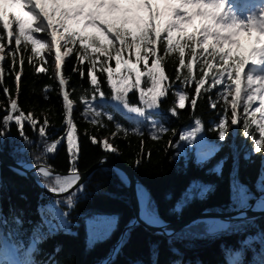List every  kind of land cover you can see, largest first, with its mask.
I'll use <instances>...</instances> for the list:
<instances>
[{
	"label": "trees",
	"instance_id": "16d2710c",
	"mask_svg": "<svg viewBox=\"0 0 264 264\" xmlns=\"http://www.w3.org/2000/svg\"><path fill=\"white\" fill-rule=\"evenodd\" d=\"M35 26L32 24L33 28ZM86 31L102 35L97 30ZM33 34L38 38L45 33ZM0 43L7 45L5 54L15 47L14 40L7 38ZM30 47L27 53H18V57L31 55ZM124 55L127 57V53ZM41 57L45 63L37 66L46 70L40 73H36L25 58L19 94L15 92L13 77L7 73L4 77L5 84L18 100L20 111L25 116L31 112L37 122L33 127L25 120L23 134L14 121L7 126L0 122V151L10 159L43 164L60 172H84L101 157L111 156L130 169L147 188L148 209L168 222L187 218L203 209L235 210L264 193V180L259 179L264 149L257 151L253 137L243 133L241 117L246 101L237 107L236 125L230 122L229 103L222 138L216 129L218 118L223 115L224 101H219L217 108H211L209 97L215 99L222 86L210 93L202 89L195 108L186 100L185 107L180 109L170 91L161 98L158 117L161 126H154L143 118L127 116V110L114 101L102 103L111 101L110 86L105 82L102 91L106 95H97L92 104L115 119L108 121L107 116H103L95 123L94 113L87 119L82 115L85 104L81 96L89 90L87 94L91 99L90 83L72 73L75 60L65 58L61 67L64 74L71 73L65 90L73 102L71 116L77 129L75 146H72L68 140L72 125L63 118L62 98L53 78L54 65L48 59L46 48L42 49ZM108 63L116 67L114 59ZM0 64L7 68L11 61L6 59ZM96 72L99 80V62ZM165 72L174 80L175 66L167 65ZM145 79L142 77V87ZM175 84L179 85V81ZM46 86L53 89L47 93V99ZM193 88L194 85L187 86L190 96L194 94ZM129 97L136 103L138 92L130 91ZM227 99L231 101L233 95ZM174 103L175 114L170 111ZM7 107V98L0 88V121L7 114L4 111ZM45 119L48 126L41 133L39 127ZM197 119L201 120L199 127L195 123ZM116 122L129 131L117 129ZM132 128L140 131L133 133ZM253 129L255 126L250 131ZM61 134V143L52 151L44 152L47 142ZM198 135L207 142L208 158L203 165L196 163L198 145L195 139ZM255 139H259L257 132ZM105 140L110 145L108 149L103 146ZM174 156L177 157L175 163L172 162ZM33 175L49 187L59 184L56 177L44 179ZM100 217L112 220L101 234L92 224ZM132 219L127 188L110 168L96 169L80 188L55 199L42 193L25 176L0 164V222L4 235L18 255L24 261L26 258L27 264H260L264 261V217L231 222L224 231H214L206 223L196 222L168 237L152 233L142 225H132L123 234L120 249L110 257L114 243ZM33 241L32 249L26 251Z\"/></svg>",
	"mask_w": 264,
	"mask_h": 264
},
{
	"label": "snow or ice",
	"instance_id": "6c2138e0",
	"mask_svg": "<svg viewBox=\"0 0 264 264\" xmlns=\"http://www.w3.org/2000/svg\"><path fill=\"white\" fill-rule=\"evenodd\" d=\"M248 7L247 0H0V41L7 38L15 43V47L6 54L7 45L0 43V61H11V66L7 68L0 64V88L8 104L4 109L7 114L0 122L7 126L14 121L21 134L24 133L25 120L36 126L32 113L25 116L18 108V100L5 84L4 77L6 73L13 77L15 92L19 94L25 58L36 73L45 71L37 64L45 63L41 51L46 48L48 59L54 65L53 78L62 98L63 118L72 125L68 132L70 145L75 146L77 129L71 116L73 102L65 90L71 73L64 74L61 67L66 62L65 58L75 60L71 72L90 83L91 99L87 94L89 90L81 96L85 104L82 115L87 119L94 113L95 123H99V118L103 116H107L108 121L115 119L92 104L97 95H106L102 91V83L105 82L110 86L111 101L102 103L111 104L114 101L118 107L122 106L123 110L154 126H161L158 120L161 98H165L170 91L180 109L185 107L186 100L195 108L202 89L204 93H210L217 86H222L215 99L209 97L211 108H217L219 101H224L223 115L216 124L222 138L229 103L230 122L237 124L241 73L246 63L251 61L261 67L249 68L246 73L243 90L246 102L241 119L243 133L253 137L256 150L261 151L264 149V6L242 14ZM26 17L30 19L26 21ZM32 24L36 26L33 28ZM89 27L99 29L102 35L87 32ZM34 32L46 33V38L36 39ZM248 41L251 47L245 55L242 49ZM29 45L31 55L18 57V53L29 51ZM113 59L115 68L108 63ZM98 62L99 80L96 72ZM169 64L175 66L174 80L165 72ZM142 77L146 78L143 87ZM175 81H179V85ZM188 85H194L191 96ZM233 86L235 96L229 101L227 98L233 95ZM132 90L138 92L136 103L129 97ZM44 91L47 99V93L53 89L46 86ZM257 99L260 106L250 111ZM170 111L173 114L177 112L175 103ZM195 123L199 127L201 120L197 119ZM47 126L48 120L45 119L39 131L43 133ZM252 126L255 129L250 131ZM115 127L125 133L129 131L127 127L121 128L119 122ZM131 131L135 133L140 129L132 128ZM256 132L259 139H255ZM91 138L97 142L95 136ZM103 146L105 149L110 147L107 140ZM71 183L65 182L64 187H69Z\"/></svg>",
	"mask_w": 264,
	"mask_h": 264
},
{
	"label": "water",
	"instance_id": "95a60500",
	"mask_svg": "<svg viewBox=\"0 0 264 264\" xmlns=\"http://www.w3.org/2000/svg\"><path fill=\"white\" fill-rule=\"evenodd\" d=\"M0 161L7 164V165H13L15 167H18L22 170H24L27 173L28 178L37 184V182L35 181V179L32 177V175L30 174L31 171H34L38 165H34L32 169H27L24 168L23 166L15 163L14 161L10 160L8 157H6L1 151H0ZM99 167H109L111 169H113L115 172L119 171L121 173L124 174L126 180H127V189H128V193L130 196V204H131V208H132V212L134 215V223L140 224L142 226H145L147 229H149L150 231H164V229H167L168 231H176L179 230L189 224H191L192 222L202 219V218H207V217H221L224 219H228V220H234L239 218L238 216L243 213L244 217H252V216H257V215H262L264 214V211H254L251 210V205L247 208V209H239L237 211H232V212H228V213H216V212H199L196 213L192 216H189L187 218L184 219H180L177 220L175 222H167L164 224V228H157L154 227L152 225L147 224L146 222H144L140 216H139V207H138V202H137V198L135 195V191H136V186L139 183L135 177V175L133 174V172L120 165L115 158L111 157V156H104L102 157L96 164H94L93 166H91L88 170L84 171V172H80L79 175V179L76 182V185L81 184L82 182L85 181V179L97 168ZM58 174H61V172H56ZM37 186L39 187V189L44 192L47 193L50 196L53 197H59L60 195L63 194V192L61 191H54V190H50L47 189L44 186H41L39 184H37ZM73 186V187H74Z\"/></svg>",
	"mask_w": 264,
	"mask_h": 264
},
{
	"label": "bare ground",
	"instance_id": "6f19581e",
	"mask_svg": "<svg viewBox=\"0 0 264 264\" xmlns=\"http://www.w3.org/2000/svg\"><path fill=\"white\" fill-rule=\"evenodd\" d=\"M40 172L45 173L46 170L45 169H40ZM118 176L123 179L125 182H127L125 176L123 173L117 171ZM76 180V175H71L69 177V181H75ZM135 195L138 201V207H139V213L141 218L145 221L148 222V224L157 227V228H161L162 227V223L160 222L159 218L157 216H155L154 214H151L147 211V209L145 208V199H146V190L137 184L136 186V191H135ZM258 209L264 210V200H261V202H258ZM209 222H213V223H217L220 224L222 223V221H220L219 218H210Z\"/></svg>",
	"mask_w": 264,
	"mask_h": 264
},
{
	"label": "rangeland",
	"instance_id": "374dc122",
	"mask_svg": "<svg viewBox=\"0 0 264 264\" xmlns=\"http://www.w3.org/2000/svg\"><path fill=\"white\" fill-rule=\"evenodd\" d=\"M81 26H83V25H81ZM89 28H92V27H89ZM253 39H255V37H253ZM245 44H246V43H245ZM250 45H251V42L248 41V46H250ZM245 86H246V85H245ZM245 86L243 87L242 90H244ZM253 87H256V86L254 85ZM243 92H244V91H243ZM255 101H256V102H257V101L260 102L259 99L255 100ZM254 106H255V105H254ZM255 107H257V106H255ZM253 108H254V107H253ZM196 140H198V137H196ZM203 142H204L203 140L199 139V144H201V143H203ZM176 159H177V157L174 156V157L172 158V162L175 163V162H176ZM205 161H206V152H202V151L199 152V153H198V156H197L196 163H197L198 165H202V164L205 163ZM261 169H262L261 173L264 174V155H263V165H262ZM108 220H110V218H108V217H100L96 222L92 223V224L96 227V229H94V230H95L97 233H99V234H101L102 232H104V231L107 229V227H108V224H109V221H108Z\"/></svg>",
	"mask_w": 264,
	"mask_h": 264
}]
</instances>
